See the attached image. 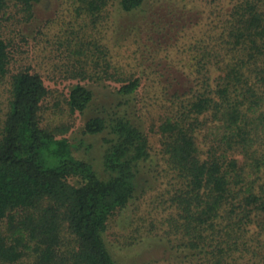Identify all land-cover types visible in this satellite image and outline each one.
<instances>
[{"label":"trees","instance_id":"obj_1","mask_svg":"<svg viewBox=\"0 0 264 264\" xmlns=\"http://www.w3.org/2000/svg\"><path fill=\"white\" fill-rule=\"evenodd\" d=\"M42 1L0 0V28L11 6L32 22ZM64 3L92 24V43L80 37L75 50L92 55V78L83 64L67 69L80 82L67 106L82 116L92 108L83 133L100 152L86 160L82 144L44 124V77L32 67L9 70L12 43L0 31V81H9L0 124V264H123L120 252L153 242L179 264H264V0ZM183 21L174 46L181 76L153 100L162 109L156 147L141 76L115 62L110 42L132 38L140 47L145 38L135 54L148 62ZM86 80L109 83L106 103ZM144 201L162 221L139 217ZM135 217L150 222L154 236L112 241L111 231L132 228Z\"/></svg>","mask_w":264,"mask_h":264},{"label":"rangeland","instance_id":"obj_2","mask_svg":"<svg viewBox=\"0 0 264 264\" xmlns=\"http://www.w3.org/2000/svg\"><path fill=\"white\" fill-rule=\"evenodd\" d=\"M6 20H2L1 34L11 41L12 61L9 70L16 72L21 68L32 67L33 71L42 74L47 84L50 95L44 103V124L50 127L58 137L69 138L71 142L77 146L82 144V148L78 151L80 157L91 160L93 156H99L100 144H97L92 136L85 135L83 129L85 123L92 118V108L85 115L71 114L67 106L68 94L71 88L80 82L73 78L75 74H69L67 69L80 70L82 64L85 66V71L89 78H92V55L90 53L82 55L81 52H76L79 43L82 39H88L92 43V24L89 21H83L76 17L70 10L68 4L64 0H43L36 8V18L32 22H27L17 8L11 6L7 11ZM184 21L177 24V29L166 39L163 47H155L158 49L156 58H150L145 62L142 53L135 54V51L143 49V40L141 48L134 44L130 38L126 42L112 41L110 42L115 62L120 64L126 73H133L135 76H141L146 104L150 107L151 113L146 122V129L151 136V141L156 147H159V135L154 129L155 124L159 125L158 117L162 112L160 106H153V100H159L163 88L169 84H175L174 81L180 75L183 66H176L175 59L177 52L174 50L175 41L181 36ZM113 33V32H112ZM172 36V38H171ZM80 37L81 40H80ZM78 49V51H79ZM168 58L172 60L173 68H167L164 63ZM169 69L170 74L166 70ZM80 73V72H79ZM186 78L182 75V80ZM8 79L0 81V124L5 108L8 104L9 94L6 91L8 88ZM85 87L93 90L96 94V100L100 103H106L108 84L98 86L92 83V80L81 82ZM161 101V100H159ZM92 145L95 147V154L92 152ZM151 194H154L152 191ZM152 206L144 201L139 205L137 214L139 217H154L158 221H162L159 212L150 214ZM135 217V226L124 227L117 233L111 231V240L117 242V238L123 243V237L126 241L141 240L154 236L150 222L143 224L138 222ZM161 218V219H160ZM142 225L138 233H134L137 226ZM139 235L143 237H139ZM120 243V242H118ZM116 243V244H118ZM164 244L149 243L143 249L137 248L132 252H120L117 259L123 264H179L178 259L171 257L170 253Z\"/></svg>","mask_w":264,"mask_h":264}]
</instances>
